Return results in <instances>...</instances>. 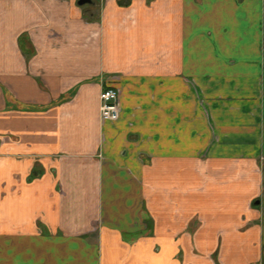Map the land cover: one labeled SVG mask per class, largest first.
Instances as JSON below:
<instances>
[{
  "label": "crops",
  "instance_id": "obj_1",
  "mask_svg": "<svg viewBox=\"0 0 264 264\" xmlns=\"http://www.w3.org/2000/svg\"><path fill=\"white\" fill-rule=\"evenodd\" d=\"M215 255L264 264V0H0V264Z\"/></svg>",
  "mask_w": 264,
  "mask_h": 264
},
{
  "label": "built area",
  "instance_id": "obj_2",
  "mask_svg": "<svg viewBox=\"0 0 264 264\" xmlns=\"http://www.w3.org/2000/svg\"><path fill=\"white\" fill-rule=\"evenodd\" d=\"M100 114L102 120L115 121L120 117V94L118 87L105 86L100 92Z\"/></svg>",
  "mask_w": 264,
  "mask_h": 264
},
{
  "label": "water",
  "instance_id": "obj_3",
  "mask_svg": "<svg viewBox=\"0 0 264 264\" xmlns=\"http://www.w3.org/2000/svg\"><path fill=\"white\" fill-rule=\"evenodd\" d=\"M85 3H92V0H79V4L83 5ZM259 202V201H258ZM257 202V203H258Z\"/></svg>",
  "mask_w": 264,
  "mask_h": 264
},
{
  "label": "rangeland",
  "instance_id": "obj_4",
  "mask_svg": "<svg viewBox=\"0 0 264 264\" xmlns=\"http://www.w3.org/2000/svg\"><path fill=\"white\" fill-rule=\"evenodd\" d=\"M213 260H214V263H215V264H221V263L219 262V259H218V256H217V255L213 256Z\"/></svg>",
  "mask_w": 264,
  "mask_h": 264
}]
</instances>
